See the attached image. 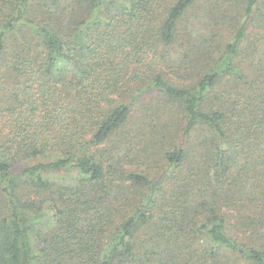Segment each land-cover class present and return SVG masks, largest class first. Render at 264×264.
Returning <instances> with one entry per match:
<instances>
[{"label": "trees", "instance_id": "trees-1", "mask_svg": "<svg viewBox=\"0 0 264 264\" xmlns=\"http://www.w3.org/2000/svg\"><path fill=\"white\" fill-rule=\"evenodd\" d=\"M199 1L0 0V264H264V105L213 106L264 0H235L217 56Z\"/></svg>", "mask_w": 264, "mask_h": 264}, {"label": "rangeland", "instance_id": "rangeland-1", "mask_svg": "<svg viewBox=\"0 0 264 264\" xmlns=\"http://www.w3.org/2000/svg\"><path fill=\"white\" fill-rule=\"evenodd\" d=\"M234 4L233 9L230 7V3ZM196 14L198 16H203V12L210 13L213 22H210L209 25H203L199 28L200 32H197V43L201 45V52H207L211 55L217 56L221 53L225 45L229 43L232 39L233 35V17L236 14V9H241V6L235 0H200L196 4ZM204 30V31H202ZM205 33L204 36H202ZM202 36V37H201ZM206 38V39H203ZM264 31L261 30L259 35V43H258V50L257 52H252L251 50L248 51V56H241L237 61L241 68L246 70V74L249 76L247 82H243L239 84L238 91H235V87L226 88L221 87L218 89V95L214 96V105L216 108H220V106L226 104L227 107L230 108V111H234L235 113L230 114L232 121L230 124H244L246 119L241 118L239 113L244 109V104H252V105H259L261 102L264 105ZM247 83V84H246ZM226 92V93H224ZM222 94V95H221ZM221 95V96H220ZM263 96V99H258L260 96ZM237 96L241 97L240 105L238 108H233L231 104L236 103ZM259 101V102H256ZM239 103V102H238ZM156 104L155 97L152 94L146 95L144 99L143 105L139 107L136 111L135 117L136 120L134 124H138L140 126H148L152 127L155 122V114L149 109V107H154ZM264 109V107H262ZM144 117H147V120H144ZM264 123V119H261ZM182 136V135H181ZM202 136H205L202 132L196 130L190 141L192 143V147H197L199 149L198 143L202 140ZM253 140L255 138H252ZM180 141V140H179ZM251 142V141H250ZM255 146L254 143H251ZM254 148V147H253ZM22 164L21 166H23ZM20 168V167H19ZM159 166L155 169L157 171ZM70 174H58V175H51L48 178L55 182H67L69 179ZM254 191H260L254 189ZM261 211L260 209H257ZM255 211L246 212L247 216H254ZM264 216V214H263ZM240 217L243 219L248 217L240 214ZM43 222L39 223L38 226L41 227ZM37 229V228H36Z\"/></svg>", "mask_w": 264, "mask_h": 264}]
</instances>
